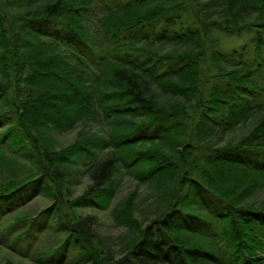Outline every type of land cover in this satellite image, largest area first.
<instances>
[{"label":"trees","instance_id":"1","mask_svg":"<svg viewBox=\"0 0 264 264\" xmlns=\"http://www.w3.org/2000/svg\"><path fill=\"white\" fill-rule=\"evenodd\" d=\"M263 49L264 0H0V264H264Z\"/></svg>","mask_w":264,"mask_h":264},{"label":"rangeland","instance_id":"2","mask_svg":"<svg viewBox=\"0 0 264 264\" xmlns=\"http://www.w3.org/2000/svg\"><path fill=\"white\" fill-rule=\"evenodd\" d=\"M220 38V45L223 51H228L229 49H237L241 50L242 48L246 52V56L248 58L255 57V37L253 35H242L240 37H227L224 35H219ZM177 50L176 46H163L158 48V52L161 54H170L172 52H175ZM177 52V51H176ZM259 58L264 60V49L259 52ZM164 100L162 103L163 105L166 104H171L173 102L178 101V103H182L183 99H174V98H169V97H164ZM256 122H254L252 119L247 120L244 122V124L236 127L234 130L231 132L227 133L224 135L219 141H212L211 143L213 145L217 146H223L225 144H234L236 141L240 140L242 137L246 136L255 126ZM75 136V133H70L67 134L63 137H61V142L63 145H67L70 143ZM135 187V182L125 180L120 192L117 195V198L110 203V206L102 211L100 209L97 210H85L86 212H91L98 218L99 222V234L102 237H108L111 240L115 241L118 240L121 236H123L126 233V228L124 227H119L116 226L114 216H112V208L114 203H116V200L119 198H122L126 196L128 193H130ZM81 192V189L78 190ZM152 189L146 187V186H141L139 187L138 190V195H137V202H139L143 197L146 198V196H150L152 194ZM264 196V193L260 194V197ZM152 197V195L150 196ZM150 202V201H149ZM147 203V202H146ZM135 216L138 219H141V215L136 213ZM151 217L148 216L146 223L150 221ZM18 229V228H16ZM70 258H77V254L75 253H68Z\"/></svg>","mask_w":264,"mask_h":264}]
</instances>
